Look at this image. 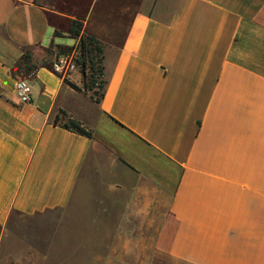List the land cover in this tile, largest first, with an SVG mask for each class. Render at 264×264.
<instances>
[{
	"label": "crops",
	"instance_id": "obj_1",
	"mask_svg": "<svg viewBox=\"0 0 264 264\" xmlns=\"http://www.w3.org/2000/svg\"><path fill=\"white\" fill-rule=\"evenodd\" d=\"M74 21L104 47L99 101L79 70L47 67L79 43ZM25 53L34 69L17 76ZM95 179L128 196V221L158 223L167 264H264V0H0V259L49 261L9 222L65 209ZM121 229L92 264L147 247Z\"/></svg>",
	"mask_w": 264,
	"mask_h": 264
},
{
	"label": "rangeland",
	"instance_id": "obj_2",
	"mask_svg": "<svg viewBox=\"0 0 264 264\" xmlns=\"http://www.w3.org/2000/svg\"><path fill=\"white\" fill-rule=\"evenodd\" d=\"M96 91L98 93L94 94ZM101 92L98 85H95L94 91H87L86 94L99 100ZM127 197L122 192H114L110 187L101 185L95 179L82 196L75 197L65 209L47 211L29 218L16 217L9 224L29 226V233L15 232L7 235H28L29 254L33 261H37L41 253L49 256L47 262L32 264H92L96 257H105L106 253H111L105 245L121 240L122 226L133 227L135 231L130 233L132 238L136 242L144 240L147 247L138 249L131 244L125 251L121 248L113 249L114 264H167L165 252L156 248L158 223L142 227L128 221L124 215ZM14 245L17 246L16 243ZM122 256H125L124 263ZM4 262L5 259H0V264Z\"/></svg>",
	"mask_w": 264,
	"mask_h": 264
},
{
	"label": "trees",
	"instance_id": "obj_3",
	"mask_svg": "<svg viewBox=\"0 0 264 264\" xmlns=\"http://www.w3.org/2000/svg\"><path fill=\"white\" fill-rule=\"evenodd\" d=\"M84 29V24L81 21H74L71 28L70 34L72 37L79 38L80 41L78 44V55H77V65L79 67V71L83 74L85 80V93L94 91L95 85H98L99 90H101L100 98L104 95L106 82L103 80V55H104V47L102 43L94 36H87L82 33ZM56 35L59 36L60 32H56ZM75 47L69 48H61L58 52V56L71 53ZM30 55L28 53L24 54V65L22 70L21 67L15 68L14 72L17 76H21L23 70H25V75H29L34 67L30 65ZM50 69L49 65L47 66ZM21 78V77H19ZM25 78V77H24ZM68 84L77 91H82L77 85L72 82H68ZM98 92H94L97 94ZM92 97V96H91ZM100 100V99H99ZM97 100V101H99ZM64 118V122L62 123L63 127L78 133L80 135L91 138L92 132L87 129L81 122L68 117L67 113L61 112ZM60 116L57 117L56 123H59Z\"/></svg>",
	"mask_w": 264,
	"mask_h": 264
},
{
	"label": "built area",
	"instance_id": "obj_4",
	"mask_svg": "<svg viewBox=\"0 0 264 264\" xmlns=\"http://www.w3.org/2000/svg\"><path fill=\"white\" fill-rule=\"evenodd\" d=\"M79 44V43H78ZM78 44L71 53L60 55L52 65V70L61 75H69L79 70L76 59L78 55ZM16 94L21 103L32 102L33 89L30 82L24 78H18L16 81Z\"/></svg>",
	"mask_w": 264,
	"mask_h": 264
}]
</instances>
